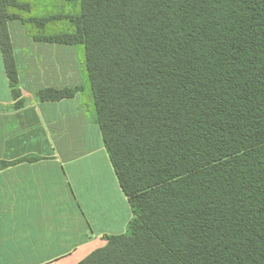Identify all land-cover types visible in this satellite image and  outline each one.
<instances>
[{
    "label": "trees",
    "instance_id": "obj_1",
    "mask_svg": "<svg viewBox=\"0 0 264 264\" xmlns=\"http://www.w3.org/2000/svg\"><path fill=\"white\" fill-rule=\"evenodd\" d=\"M77 1L68 32L38 39L82 48L93 119L133 214L78 264H264V0ZM11 9L28 6L0 0L17 99Z\"/></svg>",
    "mask_w": 264,
    "mask_h": 264
},
{
    "label": "crops",
    "instance_id": "obj_2",
    "mask_svg": "<svg viewBox=\"0 0 264 264\" xmlns=\"http://www.w3.org/2000/svg\"><path fill=\"white\" fill-rule=\"evenodd\" d=\"M17 1L30 8L7 21L17 99L0 51V264H78L124 234L133 214L93 119L78 47L40 41L56 29L31 21L36 1L69 19L72 0ZM44 89L77 90L41 101Z\"/></svg>",
    "mask_w": 264,
    "mask_h": 264
},
{
    "label": "rangeland",
    "instance_id": "obj_3",
    "mask_svg": "<svg viewBox=\"0 0 264 264\" xmlns=\"http://www.w3.org/2000/svg\"><path fill=\"white\" fill-rule=\"evenodd\" d=\"M68 5H70L69 3H67ZM26 5V4H25ZM50 5V6H49ZM53 4L50 3V2H35L32 6H33V12L31 14L37 16L36 18H32L31 21L33 22V24L35 23V21H45L43 23L44 24H52L53 27H55L56 32L55 33H49L48 35L42 33V35H45V36H52V35H59L61 34V32L59 31H69V23H68V17H60L59 13H56L53 11V8H50ZM28 6V5H27ZM29 7V6H28ZM42 7H46V8H50V10H46V8L44 9H40ZM30 8L28 9H24V10H14V9H11L10 10V13L12 12V14H15V12H20V13H25L27 11H29ZM46 10V11H45ZM79 12V4H78V1L77 0H72V15L75 16L76 14H78ZM45 13V14H44ZM54 15V16H48V15ZM40 16V17H38ZM79 51L78 54H79V58L82 59V48L77 46Z\"/></svg>",
    "mask_w": 264,
    "mask_h": 264
}]
</instances>
